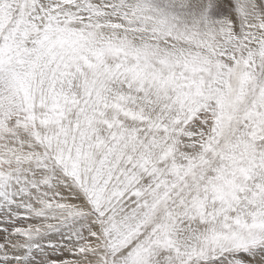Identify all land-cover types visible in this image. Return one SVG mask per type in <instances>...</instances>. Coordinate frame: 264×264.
Listing matches in <instances>:
<instances>
[{"label":"snow or ice","instance_id":"snow-or-ice-1","mask_svg":"<svg viewBox=\"0 0 264 264\" xmlns=\"http://www.w3.org/2000/svg\"><path fill=\"white\" fill-rule=\"evenodd\" d=\"M0 264H264V0H0Z\"/></svg>","mask_w":264,"mask_h":264}]
</instances>
